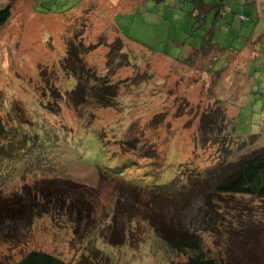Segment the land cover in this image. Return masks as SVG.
Instances as JSON below:
<instances>
[{
  "label": "rangeland",
  "instance_id": "374dc122",
  "mask_svg": "<svg viewBox=\"0 0 264 264\" xmlns=\"http://www.w3.org/2000/svg\"><path fill=\"white\" fill-rule=\"evenodd\" d=\"M179 1L170 0L168 6L152 1L134 6L126 0L13 3L9 20L0 27V125L24 137L30 136L26 117L42 118L55 132L48 135L54 142L42 141H51L53 153L67 156L63 168L34 175L18 170L10 172L14 179L0 180V204L17 200L38 206L32 215L30 205L23 207L29 212L27 218L15 215L0 220V264H13L31 250L51 253L67 264H171L183 259L159 238L155 225L164 232L199 236L203 247L223 264L264 262V242L260 246L264 199L222 194L212 196L214 204L209 206L199 196L189 200L176 218L178 210L155 204L148 187L129 190L111 174L96 170L104 168L95 132L113 151L114 163L138 164L127 170L132 171L131 178L145 169L156 175L165 165L212 163L215 147L200 143L198 130L202 114L209 109L218 120L224 115L231 139L254 135L252 143L264 145V18L243 0L231 1L234 18L224 23L229 36L219 30L216 38L228 39L227 45L244 44L228 63L218 62L220 71L211 74L207 59L195 65L172 59L179 50L171 39H189L184 28L190 1L182 0L183 9ZM6 4L0 0V7ZM240 14L251 19L241 21ZM70 39L93 45L82 61L115 83L113 104L98 107L85 100L74 106L69 101L66 92L76 81L63 69V57ZM144 46L166 56L150 53ZM119 49L124 58L114 51ZM107 54L113 58L111 66ZM232 148L236 152V142ZM38 186L57 188L64 200L59 197L48 203ZM72 201L76 206L70 210Z\"/></svg>",
  "mask_w": 264,
  "mask_h": 264
},
{
  "label": "trees",
  "instance_id": "16d2710c",
  "mask_svg": "<svg viewBox=\"0 0 264 264\" xmlns=\"http://www.w3.org/2000/svg\"><path fill=\"white\" fill-rule=\"evenodd\" d=\"M5 1L7 4L0 7V27L4 26L9 20L12 5L17 0ZM126 1L133 3L134 6L144 4L146 1H152L154 4H162V6H168L170 4V0ZM189 1H191V7L186 12L187 26L184 28L185 32L189 35V39H185V41L187 40V44L183 40L171 39L172 46L179 50V55L174 56L172 59L190 65H195L197 62L201 60L203 62V60L207 59L208 64L206 70L211 74L217 73L220 71L216 67L217 63L221 62L222 65L228 63V57L231 54L237 55L242 51L241 45L244 44V42L240 41L237 45L233 43L227 45L228 39L216 38L219 30L229 36L230 28L224 23L234 18L233 14H235V11L230 9L232 7L230 5L232 0ZM89 2L88 4L95 6L94 3ZM243 3L253 4L249 0H243ZM178 7L181 9L185 8L184 1L180 0ZM239 18L241 21L250 19L242 14L239 15ZM122 36L126 39L134 40L129 36H127L128 38L125 35ZM255 41L260 43L261 39H255ZM136 42L138 41L136 40ZM143 48H147L146 50L150 53L166 56L164 51L157 50L153 46H144ZM91 50H93L92 44L84 46L78 45L74 39L68 40L65 56L63 57V69L68 73H72L76 82L66 92V95L74 106L80 105L85 100H89L98 107H106L116 101V85L110 82L105 77L106 75L99 76L91 66H87L82 61L83 55ZM114 51L119 53L120 56L122 55L123 58L125 57V53H122L120 49ZM217 53H222L223 55L218 58L215 56ZM109 54H107V63L108 66H111L112 62L110 63V60L113 58H109ZM73 63L75 64L74 66ZM52 94L54 97L57 96L55 91H52ZM52 109H56V106H51ZM209 110L202 114L198 130L200 143L215 147L216 156H214L212 163H206L207 165L204 166L199 165V163L195 164L193 161L186 164L182 162L178 168H171L172 166L168 167L165 165L161 167L162 170L158 171L157 176L154 171L151 173L145 169L139 171L135 175L137 177L131 178L130 174L132 171L127 172V170H131L134 166L138 168V164L129 165V163L118 160L114 163L113 151H109L106 146L107 142L104 140L101 141L99 135H96L95 132L93 135L98 141L100 153L104 159V162L102 159L104 169L98 167L96 170L100 173L111 174L112 176H109L113 179L116 178L115 181L118 182V185L122 184L124 187H129V190L138 187L136 190L146 191V187H148V191L151 193L150 199L155 204L161 205L162 207L171 206L178 210L176 218L179 216V211L184 209L185 204L189 200L199 199V196L202 200L205 199V204L209 206H211V203L214 204L212 196L218 197L222 194H244L264 199V145L256 147V143H252V140L255 138L254 135H249L245 138L233 137L231 139L232 136L228 133V127L224 124V115L218 120L219 117ZM216 111L215 113L220 114L218 110ZM36 121L39 122L36 123ZM26 124L29 125L28 132H30V136L24 137H19L12 131L7 132L6 127H1L0 125V180L5 179L8 182L14 179L12 176L9 177L10 172L14 173L13 171L26 170L25 172L27 174L34 175L36 172H51L57 167H64L62 160L67 155L62 152L53 153L50 148L51 141L49 143L47 140H52L48 135L55 133L53 130H50L48 122L43 121L42 118L34 120V118L28 119L26 117ZM62 131L61 129V134L66 135L68 138L70 137ZM41 138L47 139L43 142ZM247 138L250 141H247ZM235 142L237 153L232 148ZM248 143H250L249 146L247 145ZM249 147L250 151H248ZM36 149L40 153L39 151L35 153L34 151ZM233 152L235 156H233ZM124 167L126 168L123 169ZM125 174L128 177H125ZM121 179H124V183ZM37 190H39L48 203L52 204L53 201L60 200L59 197L61 198V194L57 188H49L46 186H40L39 188L38 186ZM63 200H61L62 204L64 203ZM70 204V210L73 206H76L74 201ZM28 205H30L28 209L31 213L30 215H32L38 209L36 203L34 205L33 202L28 203V201L3 200V203L0 204V220H5L4 217L10 219L15 215H17L15 217H22V219L23 217L27 218L29 212H26V209L24 211L23 207ZM77 212L81 213L82 209L78 208ZM170 221H173V219ZM160 229L155 225L157 235L164 241V244L169 250L184 256L183 259L172 261L171 264H223L221 260L211 256L209 251L203 247L202 240L199 236L193 233L188 234L185 231L164 232ZM263 242H261L262 245L260 246H263ZM262 249L258 252L259 255H261ZM255 254L257 258L259 255L257 252ZM13 264L67 263L51 253L31 250ZM258 264H264V262L260 261Z\"/></svg>",
  "mask_w": 264,
  "mask_h": 264
},
{
  "label": "crops",
  "instance_id": "0c3cea01",
  "mask_svg": "<svg viewBox=\"0 0 264 264\" xmlns=\"http://www.w3.org/2000/svg\"><path fill=\"white\" fill-rule=\"evenodd\" d=\"M249 1H251V3H253V4H251V5L247 4V5L255 7V12L259 16V18H264V0H249ZM190 5H191V1H190ZM230 9H232V8L230 7ZM236 9H237V7H236Z\"/></svg>",
  "mask_w": 264,
  "mask_h": 264
}]
</instances>
